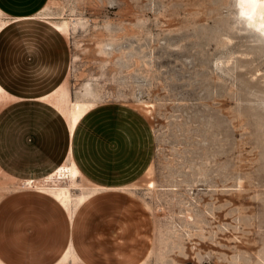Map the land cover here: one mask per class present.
Instances as JSON below:
<instances>
[{"label": "rangeland", "instance_id": "obj_1", "mask_svg": "<svg viewBox=\"0 0 264 264\" xmlns=\"http://www.w3.org/2000/svg\"><path fill=\"white\" fill-rule=\"evenodd\" d=\"M44 6L34 32L64 19L70 30L32 51L11 50L21 28L3 32L6 86L29 97L62 80L73 100H95L92 121L125 132L121 146L87 141L107 187L50 184L80 245L71 238L52 264H264V37L236 0ZM46 64L59 66L50 78L40 76Z\"/></svg>", "mask_w": 264, "mask_h": 264}, {"label": "crops", "instance_id": "obj_2", "mask_svg": "<svg viewBox=\"0 0 264 264\" xmlns=\"http://www.w3.org/2000/svg\"><path fill=\"white\" fill-rule=\"evenodd\" d=\"M45 1L41 0L28 9L26 5L31 4V0H0V9L4 12L0 18L8 21L0 30V37L13 26L21 28L13 39L16 43L11 41L12 51L18 43H23L24 50L32 51L52 31L63 34L53 22L41 33L34 32V25L40 23L37 22L40 21L37 19L40 12H37L45 9ZM58 70L56 65H41L40 76L50 78ZM62 83L61 80L54 84L50 78L47 90L27 97L7 87L5 75L0 72V84L15 97L0 100V259L6 264H52L71 238L78 253L80 246L67 212L52 196L33 188L8 189L12 185L7 184L8 180L41 179L54 173L71 157L80 171L76 184H98L95 181L99 179L87 160V141L95 135L100 144L109 148L121 146L124 141L117 135L122 136L125 132L118 133L117 127H105L92 121L98 118L97 115L92 117L91 113L97 105L81 118L75 131L71 132L62 113L41 99L42 95ZM133 114L139 118L136 113ZM87 119L91 121L89 129L84 125ZM99 119L100 123H104L103 119ZM84 178L92 182H82Z\"/></svg>", "mask_w": 264, "mask_h": 264}, {"label": "bare ground", "instance_id": "obj_3", "mask_svg": "<svg viewBox=\"0 0 264 264\" xmlns=\"http://www.w3.org/2000/svg\"><path fill=\"white\" fill-rule=\"evenodd\" d=\"M242 4V0H236L237 10L240 14L243 9L240 7ZM245 4H250L255 6V10L259 13L260 12V6L264 5V0H247ZM46 8V7H45ZM38 13V12H37ZM4 14V12L0 9V17ZM37 15V14H36ZM8 21L1 20L0 18V30L3 29ZM53 24L63 33H68L70 30V25L66 19L63 21H53ZM259 28H264V24L258 25ZM85 96H92V92L90 90V87L88 86L86 88ZM10 98H15L11 94H9L8 91L5 90V88L0 84V100H8ZM42 100L47 101L51 105H53L56 109H58L62 115L66 118L70 131L73 132L76 129V126L78 125L81 118L92 108L95 106V100L93 98H84V99H76L73 100L68 92L67 84L63 82L59 86H57L55 89L50 91L49 93L41 96ZM151 169V166L148 168ZM80 171L77 167L74 160L70 157L65 163H63L61 166L57 168V170L41 179H21L20 180V187L21 188H33V189H39V190H48L51 191H44V193H56L57 191H53L52 186L50 184H54L57 180L62 179H68L72 182H75L76 177L79 175ZM94 186H101V187H107L105 185H98L95 184ZM62 204H64V209H66L65 205V199L63 197H57ZM66 250V248H65ZM65 252L62 251L61 255L64 256ZM0 264H6L5 262L2 263L0 261Z\"/></svg>", "mask_w": 264, "mask_h": 264}, {"label": "clouds", "instance_id": "obj_4", "mask_svg": "<svg viewBox=\"0 0 264 264\" xmlns=\"http://www.w3.org/2000/svg\"><path fill=\"white\" fill-rule=\"evenodd\" d=\"M240 7L243 11L240 17L246 21L247 28L250 31L256 32L261 37H264V28H259L258 25L264 24V5L260 6V12L255 10V6L250 4H241Z\"/></svg>", "mask_w": 264, "mask_h": 264}, {"label": "snow or ice", "instance_id": "obj_5", "mask_svg": "<svg viewBox=\"0 0 264 264\" xmlns=\"http://www.w3.org/2000/svg\"><path fill=\"white\" fill-rule=\"evenodd\" d=\"M247 2V0H242V4H245Z\"/></svg>", "mask_w": 264, "mask_h": 264}]
</instances>
